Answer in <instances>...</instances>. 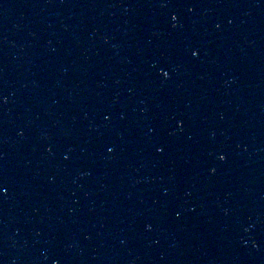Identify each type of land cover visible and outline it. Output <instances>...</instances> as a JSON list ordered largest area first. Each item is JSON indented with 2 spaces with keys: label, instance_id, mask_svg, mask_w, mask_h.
I'll list each match as a JSON object with an SVG mask.
<instances>
[{
  "label": "water",
  "instance_id": "water-1",
  "mask_svg": "<svg viewBox=\"0 0 264 264\" xmlns=\"http://www.w3.org/2000/svg\"><path fill=\"white\" fill-rule=\"evenodd\" d=\"M0 264H264V0H0Z\"/></svg>",
  "mask_w": 264,
  "mask_h": 264
}]
</instances>
